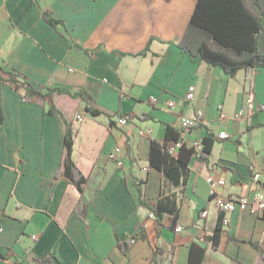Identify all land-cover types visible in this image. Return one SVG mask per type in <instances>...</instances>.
I'll return each mask as SVG.
<instances>
[{"label":"crops","instance_id":"obj_1","mask_svg":"<svg viewBox=\"0 0 264 264\" xmlns=\"http://www.w3.org/2000/svg\"><path fill=\"white\" fill-rule=\"evenodd\" d=\"M197 1L0 0V66L23 72L35 86L82 88L104 112L93 117L79 98H54L79 129L73 157L89 178L85 220L73 211L78 189L55 176L65 155L63 121L0 78V264H35V257L48 256L61 264H195L192 243L205 248L201 264H258V250L245 241L264 247V211L233 213L214 249L210 236L220 212L206 177H224L221 192L228 196L264 189L251 176L260 171L264 181V68L230 76L183 51L175 42ZM44 11L63 24H49ZM190 85L196 87L192 103L164 105L184 97ZM248 93L258 110L236 117ZM195 108L204 111L203 122L182 137L193 144L211 132L215 142L209 162L193 157L186 184L174 189L182 226L176 232L171 217L161 227L149 217L137 184L145 182L146 199L155 204L161 174L148 165L151 140L163 137L166 124L180 129V115ZM117 113L130 114L127 124ZM223 131L228 138L219 136ZM116 146L124 164L110 158Z\"/></svg>","mask_w":264,"mask_h":264},{"label":"trees","instance_id":"obj_2","mask_svg":"<svg viewBox=\"0 0 264 264\" xmlns=\"http://www.w3.org/2000/svg\"><path fill=\"white\" fill-rule=\"evenodd\" d=\"M43 17L54 27L64 22L52 15L50 11H44ZM154 38L152 37L150 42ZM175 43L183 51L199 56L202 61L221 67L230 76H234L241 69L248 71L258 67L264 68V0H198L183 37ZM149 44L140 54H145L149 50ZM85 51L92 53L93 49L86 48ZM116 52L125 54L122 51ZM0 78L15 90L22 91L25 101L48 104L47 112L58 115L63 121L65 155L55 176L56 178L66 177L78 189L80 198L73 211L86 220L89 200L85 197V187L89 178L82 172L73 157L79 129L75 127L73 120H69L56 106L54 98L61 94L79 98L85 103L84 110L93 117L100 116L104 112L95 106L93 96L82 88L71 89L61 85L35 86L23 72L15 69L7 70L2 66H0ZM117 115L130 117V114L117 113ZM111 123L112 120H110ZM182 132L183 129H176L171 124H166L163 137L151 140L148 165L161 174L157 202L151 204L147 201L146 187L142 185L145 183L143 180L137 184L140 203L156 215L160 227L164 226L163 221L167 217H171L169 225L171 229L176 228L180 215L177 192L174 189L186 184L193 157H197L200 162H209L215 142L214 134L210 132L201 138L202 147L199 148L192 144V141H186L182 137ZM177 143H180L178 147H176ZM224 234H227V231L223 228V213L220 212L217 225L210 236L214 249L219 247L220 239ZM232 239L238 243L244 242V240ZM245 242H249L258 250V264L263 263V245L255 240ZM118 246L123 248L120 242ZM204 255L205 248L192 243L190 262L201 264ZM34 263L61 264L51 256L35 257Z\"/></svg>","mask_w":264,"mask_h":264},{"label":"built area","instance_id":"obj_3","mask_svg":"<svg viewBox=\"0 0 264 264\" xmlns=\"http://www.w3.org/2000/svg\"><path fill=\"white\" fill-rule=\"evenodd\" d=\"M196 87L190 85L185 96L182 98H169L164 102V105L170 109H175L178 106H185L192 103L196 97ZM153 100L158 102V98H153ZM258 108L255 106L254 100L250 93L245 97V102L242 108L236 114V117H242L247 114H252L257 111ZM260 111V109H259ZM204 111L201 108H195L193 114H181L179 117V127L184 131H190L194 127L200 125L203 122ZM77 119L81 122L86 120V117L79 113ZM128 119L126 117H121L119 122L124 125L127 124ZM262 122L264 123V110L262 109ZM141 134L145 131L141 130ZM221 138H228L229 135L226 132H221L219 134ZM193 144L201 148V140L193 141ZM180 143H177L178 147ZM174 150V148H173ZM110 158L117 160L120 164H124L122 159V147L116 146L114 150L110 153ZM252 181L257 185H264L263 174L260 171L251 170ZM206 180L209 184L210 196L215 202V205L219 212L223 213V226L229 225L231 216L236 211L250 210L253 213H260L264 211V189L255 187L252 191L244 192L241 194H234L231 196L225 195L221 192L222 187L226 184V179L224 177L218 176L214 173L207 175ZM208 214L207 210L202 211L201 215L206 216ZM151 219H157L156 215L152 212L149 213ZM176 232L182 230V226L177 225L175 228ZM135 236L131 238V242H135Z\"/></svg>","mask_w":264,"mask_h":264},{"label":"rangeland","instance_id":"obj_4","mask_svg":"<svg viewBox=\"0 0 264 264\" xmlns=\"http://www.w3.org/2000/svg\"><path fill=\"white\" fill-rule=\"evenodd\" d=\"M67 105H68V107H69V106H72V103H69V104L66 103V106H67ZM69 108H70V107H69Z\"/></svg>","mask_w":264,"mask_h":264}]
</instances>
